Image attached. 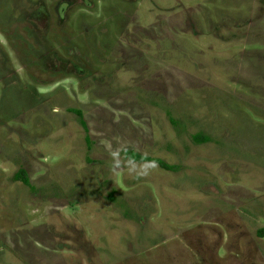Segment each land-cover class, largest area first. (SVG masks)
<instances>
[{
    "label": "rangeland",
    "instance_id": "obj_1",
    "mask_svg": "<svg viewBox=\"0 0 264 264\" xmlns=\"http://www.w3.org/2000/svg\"><path fill=\"white\" fill-rule=\"evenodd\" d=\"M261 228L264 0H0V264H264Z\"/></svg>",
    "mask_w": 264,
    "mask_h": 264
},
{
    "label": "trees",
    "instance_id": "obj_2",
    "mask_svg": "<svg viewBox=\"0 0 264 264\" xmlns=\"http://www.w3.org/2000/svg\"><path fill=\"white\" fill-rule=\"evenodd\" d=\"M69 112L74 113L77 117H78V121L79 124L81 125V127L83 128V130L85 132H87V126H86V122L83 119L82 113L80 110L77 109H69ZM85 141L87 143V145H89L90 143V139L89 136L86 134L85 135ZM193 140L196 142H200L202 140H205V138H200L199 135H194L193 136ZM124 155L126 157H128L130 160L135 161V162H140V161H152L157 163L161 168H163L164 170H171L172 167L164 162H162L159 159H150L148 157H144L142 155H138L136 153H132V152H124ZM14 179L20 181L22 184H24L27 188H29L30 190H32V185L30 183L29 178L27 177L25 171L23 169H20L19 171H17V173L14 175ZM257 236L259 237H264V228H261L259 230H257L256 232Z\"/></svg>",
    "mask_w": 264,
    "mask_h": 264
}]
</instances>
